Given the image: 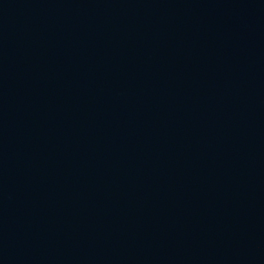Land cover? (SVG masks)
<instances>
[{"label": "water", "instance_id": "obj_1", "mask_svg": "<svg viewBox=\"0 0 264 264\" xmlns=\"http://www.w3.org/2000/svg\"><path fill=\"white\" fill-rule=\"evenodd\" d=\"M0 264H264V0H0Z\"/></svg>", "mask_w": 264, "mask_h": 264}]
</instances>
